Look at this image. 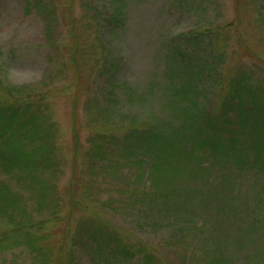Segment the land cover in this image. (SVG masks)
<instances>
[{"label":"trees","instance_id":"1","mask_svg":"<svg viewBox=\"0 0 264 264\" xmlns=\"http://www.w3.org/2000/svg\"><path fill=\"white\" fill-rule=\"evenodd\" d=\"M80 1L87 6L90 16L83 25L89 35L87 41L91 40L93 46L83 44V39L79 41L71 17L67 27L72 39L68 60L74 70V83L81 85L80 81L89 79L84 90H91L95 83L99 99L104 105L114 107L117 94L128 85L119 76L124 62L113 56L112 45H107L111 40L105 35L112 37L123 27L127 3L125 0ZM216 2L173 0L174 8L183 10L194 20L188 30L166 41L164 89L171 97L172 118L178 122L174 124L170 118L147 128L130 123L121 125L120 130L111 126L108 132L101 129L72 164V184L75 171L82 165L88 169L89 178H101L99 183L91 181L96 183L91 191H100L102 184H112L104 181L109 168L114 175L112 186L115 189L117 185L116 190L120 191L128 187L117 177L124 166L136 170L135 182L143 174L142 178H147L154 187L153 196L143 201L141 193L136 196V188L132 189L128 211L136 204L142 208L146 203L150 221L163 218L175 221L173 227L180 229V233L185 225L183 218L193 219L196 213L191 211L197 206H207L208 196L214 193L211 189H218L213 185L214 180L230 179L226 173L212 174L200 162V152L209 151L226 165L234 162L236 167L244 168L235 171H247L245 167L250 165L264 174V80L258 79V84H254L251 72L233 68L239 58L232 51L230 40H242L236 22L219 20L218 15L202 20L208 4ZM24 4L42 13L48 25L47 34L51 35L54 6H46L41 0H24ZM257 16L258 24L264 27V13ZM96 48L98 54L94 53ZM84 59L89 64L86 71ZM48 95L49 89L27 90L22 85H4L0 78V174L15 180L31 202L28 208L19 189H11L0 180V216L5 220L0 231V264H6L5 251L17 248L28 252L34 264H81L82 254L88 256L89 264H124L139 254L145 257L144 264H153L149 253L135 250L119 233L108 229L107 222L91 218L70 225L72 215H76L82 203L73 196L69 210L64 213L52 180L54 176L48 174L55 175L57 134L56 123L47 112ZM118 201L110 197L100 200V205L115 213L127 203L125 199L119 206ZM61 218L66 220L64 243L69 247L66 263H62L49 236L41 232ZM183 237L186 236L182 234L171 240L180 241Z\"/></svg>","mask_w":264,"mask_h":264},{"label":"rangeland","instance_id":"2","mask_svg":"<svg viewBox=\"0 0 264 264\" xmlns=\"http://www.w3.org/2000/svg\"><path fill=\"white\" fill-rule=\"evenodd\" d=\"M41 1L46 6H54L51 35L47 34L48 25L42 13L25 7L24 0H0V78L4 85H22L27 90L49 89L47 112L56 123L57 134L55 175L48 174L54 176L52 180L64 213L69 210L73 196L82 203L81 209L74 217L72 215L70 225L91 218L107 222L106 227L119 233L135 250L149 253L153 264H264V174L255 166L247 165V171H235L244 168L236 167L234 162L226 165L209 151L200 152V162L209 167L212 174L226 173L230 179L214 180L213 185L218 189H211L214 193L208 196L207 206H197L191 211L196 213L193 219L183 218V233L173 227L175 221L164 218L150 221L146 203L142 208H139L141 204H136L128 211L132 189L136 188V196L141 193L143 201L153 196L154 187L147 178H142L143 174L138 175L135 182V169L124 166L120 176L117 175L124 180L120 182L128 185L124 191L116 190L117 185L113 188L111 168L104 181H112V184H102L100 191H91L96 185L91 181L99 183L101 178H89L88 169H83V165L77 168L74 183H71L72 164L87 149L95 132L101 129L108 132L110 126L120 130L121 125L130 123L147 128L170 118L174 124L178 122L172 118L171 97L164 89L166 41L188 30L194 22L191 16L174 8L173 0H125L127 17L123 27L112 37L105 35L111 40L107 45H112L113 56L124 62L119 76L128 85L117 94L116 104L111 107L99 99L95 83L91 90H84L89 79L80 81L81 85L74 83V70L68 60L72 39L67 27L71 17L79 41L83 39V44L93 46V42L89 43L91 40L87 41L89 35L83 25L88 21L87 6L80 0ZM262 8L264 0H217L215 4H208L202 16V20H211L218 15L219 20L237 23L242 40H230L233 41L232 51H236L239 58L233 68L251 72L254 84H258V79L264 80V27L258 24L257 16L264 13ZM94 53L98 54L99 49ZM231 57L234 62V56ZM88 67L86 62L84 71ZM0 180L11 189H19L7 174H0ZM209 187L212 188V183ZM18 192L30 208L27 193L21 189ZM110 197L117 198L119 206L125 199L127 203L115 213L107 211L101 207L100 200ZM4 226L5 220L0 216V231ZM47 227L42 234L49 236L62 263H66L69 247L64 243L65 218ZM182 234L186 236L182 240H171ZM13 251H5L6 264H34L28 252L21 248ZM144 261L145 257L139 254L123 263L144 264ZM80 262L89 264L88 256L82 254Z\"/></svg>","mask_w":264,"mask_h":264}]
</instances>
